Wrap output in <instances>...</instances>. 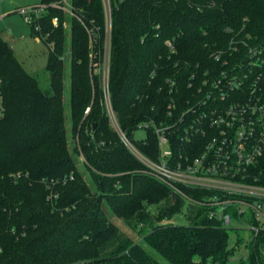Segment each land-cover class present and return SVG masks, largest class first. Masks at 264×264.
I'll use <instances>...</instances> for the list:
<instances>
[{
	"label": "trees",
	"instance_id": "1",
	"mask_svg": "<svg viewBox=\"0 0 264 264\" xmlns=\"http://www.w3.org/2000/svg\"><path fill=\"white\" fill-rule=\"evenodd\" d=\"M63 1L41 0L47 11L30 27L48 49V91L0 35V264H264V235L231 246V229L202 210L191 224L158 225L183 202L171 204L172 190L130 153L106 108L109 95L144 156L160 153L152 128L135 137L146 122L179 152L188 118L203 110L204 82L241 59L231 42L240 53L242 41L264 46V0H108L110 28L104 0H70L71 12L53 6Z\"/></svg>",
	"mask_w": 264,
	"mask_h": 264
},
{
	"label": "built area",
	"instance_id": "2",
	"mask_svg": "<svg viewBox=\"0 0 264 264\" xmlns=\"http://www.w3.org/2000/svg\"><path fill=\"white\" fill-rule=\"evenodd\" d=\"M69 1L53 6L71 12ZM47 8L43 4L21 7L16 14L32 27ZM106 17L110 28L111 6ZM53 22L57 26L58 18ZM38 30L37 25L35 31ZM231 43L229 55L239 53L241 59L222 70L218 78L206 79L203 85L210 90L203 110L188 118L186 138L182 137L179 152L171 149L164 128L146 122L140 130L145 135L148 129L154 130L160 153L157 161L144 156L121 132L109 95L106 108L113 130L123 138L130 153L172 190L171 204L179 199L183 202L179 215L164 218L158 225L191 224L202 210L207 218L223 227L251 233L249 238L235 237L233 241L237 243L256 241L264 235V46L242 41L244 52L240 53L239 46ZM220 56L216 55L217 62L229 65ZM105 79L108 82V75ZM1 87L0 81V118L5 113Z\"/></svg>",
	"mask_w": 264,
	"mask_h": 264
},
{
	"label": "rangeland",
	"instance_id": "3",
	"mask_svg": "<svg viewBox=\"0 0 264 264\" xmlns=\"http://www.w3.org/2000/svg\"><path fill=\"white\" fill-rule=\"evenodd\" d=\"M41 0H0V14L2 11L8 8H16L21 6H27V4H33L34 2ZM106 2V10L107 14H109L110 10V1L104 0ZM17 11V10H16ZM0 34L4 41H8L10 44H13L16 55L19 58V61L22 65L25 66L28 72H30L33 76H35L40 81L41 87L48 91L50 89V75L46 69L47 59H48V49L46 45L42 41H38L37 38L32 36L30 25L25 22V20L20 17L18 14H8L6 18L0 19ZM24 34V37L22 35ZM12 35L18 36L19 40L13 42ZM22 37V38H21ZM109 68L108 57L105 60V64L103 66V77L107 76ZM107 78V77H106ZM65 91H64V109H66V116L69 118L70 116V67L66 68V76H65ZM108 112V111H107ZM114 121V120H113ZM113 126H117V120L113 123ZM135 137L137 139H144L145 132L143 130H139L136 132ZM80 167H83V159L79 164ZM106 205V204H105ZM106 213L113 220V222L122 229L125 233H127L134 241H138L140 238L138 234L131 229H129L123 221L115 218L114 214L105 206ZM151 212L157 213L160 211L159 207H151ZM183 223V221H181ZM231 229V228H230ZM245 237L249 238L251 233L247 230L235 231L231 229L230 241L231 246H235L236 242L233 241L235 237ZM239 249V251H238ZM235 251L234 258L240 257V255H245L247 252L244 248L241 247Z\"/></svg>",
	"mask_w": 264,
	"mask_h": 264
},
{
	"label": "crops",
	"instance_id": "4",
	"mask_svg": "<svg viewBox=\"0 0 264 264\" xmlns=\"http://www.w3.org/2000/svg\"><path fill=\"white\" fill-rule=\"evenodd\" d=\"M39 4H41V2H39V1H36V2H34L33 4H27V6L25 5V6H21V7H30V6H36V5H39ZM19 9H21L20 7H16V8H8V7H6V9L5 10H3L2 11V14H0V19L1 18H6V16L8 15V14H16V10H19ZM1 35V34H0ZM1 37H2V35H1ZM22 37H24V34L22 35ZM21 37V38H22ZM12 38H13V42H16V41H18L19 40V38H18V36H15V35H12ZM37 40L38 41H41L40 40V38L39 37H37ZM8 42V41H7ZM9 43V42H8ZM10 44V43H9ZM10 46H11V48L14 50V47H13V44H10ZM14 52H15V50H14ZM16 54V53H15ZM17 56V55H16ZM17 58H18V56H17ZM19 59V58H18Z\"/></svg>",
	"mask_w": 264,
	"mask_h": 264
},
{
	"label": "water",
	"instance_id": "5",
	"mask_svg": "<svg viewBox=\"0 0 264 264\" xmlns=\"http://www.w3.org/2000/svg\"><path fill=\"white\" fill-rule=\"evenodd\" d=\"M95 128H96V127H95ZM172 197H173V199H174V200L176 199V197H175V195H174V194L172 195Z\"/></svg>",
	"mask_w": 264,
	"mask_h": 264
}]
</instances>
